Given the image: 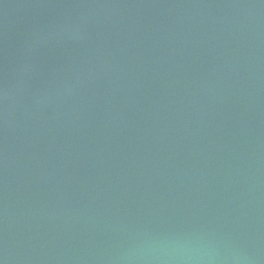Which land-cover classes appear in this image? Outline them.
Instances as JSON below:
<instances>
[{
    "label": "water",
    "instance_id": "obj_1",
    "mask_svg": "<svg viewBox=\"0 0 264 264\" xmlns=\"http://www.w3.org/2000/svg\"><path fill=\"white\" fill-rule=\"evenodd\" d=\"M0 264H264V0H0Z\"/></svg>",
    "mask_w": 264,
    "mask_h": 264
}]
</instances>
